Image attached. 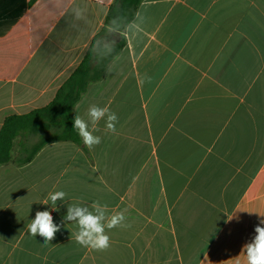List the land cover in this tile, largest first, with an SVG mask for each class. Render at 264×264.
Here are the masks:
<instances>
[{"label":"crops","instance_id":"1","mask_svg":"<svg viewBox=\"0 0 264 264\" xmlns=\"http://www.w3.org/2000/svg\"><path fill=\"white\" fill-rule=\"evenodd\" d=\"M113 1L36 0L0 34V130L55 98ZM11 4L0 0V28ZM71 5L87 10L78 30ZM137 12L142 36L125 38L73 111L107 106L116 132L101 121L92 150L57 141L0 166V264H244L264 219V0H144ZM55 191L57 211L43 204ZM96 201L130 225L108 231L106 251L64 222L69 205ZM45 210L61 225L46 246L27 227Z\"/></svg>","mask_w":264,"mask_h":264},{"label":"clouds","instance_id":"2","mask_svg":"<svg viewBox=\"0 0 264 264\" xmlns=\"http://www.w3.org/2000/svg\"><path fill=\"white\" fill-rule=\"evenodd\" d=\"M86 8L78 5H71L67 10V15L71 17V27L79 29V22L86 19ZM146 24V17L143 13L137 12L133 19L116 16L108 23L106 35L96 39L91 48L94 59L98 62L112 57L116 50V37H122L129 41L139 39ZM151 77L144 74L140 78V83L150 82ZM104 121L105 131L115 133L118 123V116L111 111L109 107L90 105L84 116L76 114L73 121L74 130L78 133L83 144L92 150L102 142V137L95 133L99 131L98 124ZM66 196L64 191H55L48 193L47 200L43 204L55 205L53 211H57V202L63 201ZM50 202V203H49ZM126 211V210H125ZM261 215V214H260ZM264 216V215H261ZM64 222H71L75 225V241L80 246L90 248L95 251H106L111 246L108 231L114 228L130 227L126 223L124 211L109 213L108 206L99 201L93 202L91 206L72 204L67 207V214ZM264 219L260 220L255 227V236L246 243L241 253L244 254V264H264ZM31 236L39 235L44 239L43 245L51 244L55 235L60 231L61 225L54 223L50 211H37L35 218L27 225ZM236 264H241L239 259Z\"/></svg>","mask_w":264,"mask_h":264},{"label":"trees","instance_id":"3","mask_svg":"<svg viewBox=\"0 0 264 264\" xmlns=\"http://www.w3.org/2000/svg\"><path fill=\"white\" fill-rule=\"evenodd\" d=\"M35 1L25 3L24 0H13L11 10H2L0 34L9 30ZM143 1L114 0L109 7L103 28L93 38L85 57L61 85L55 98L44 107L25 114H11L5 118L0 130V166L6 163L27 164L49 143L57 141L82 143L73 126L74 107L88 86L103 77L110 62L124 47L125 39L116 38L114 55L99 62L92 55V44L96 39L106 35V27L113 17L133 19ZM33 138L37 139L32 141Z\"/></svg>","mask_w":264,"mask_h":264},{"label":"rangeland","instance_id":"4","mask_svg":"<svg viewBox=\"0 0 264 264\" xmlns=\"http://www.w3.org/2000/svg\"><path fill=\"white\" fill-rule=\"evenodd\" d=\"M36 139H37V138H36ZM36 139L33 138L32 141H35Z\"/></svg>","mask_w":264,"mask_h":264},{"label":"water","instance_id":"5","mask_svg":"<svg viewBox=\"0 0 264 264\" xmlns=\"http://www.w3.org/2000/svg\"><path fill=\"white\" fill-rule=\"evenodd\" d=\"M117 39L119 38V36L116 37Z\"/></svg>","mask_w":264,"mask_h":264}]
</instances>
